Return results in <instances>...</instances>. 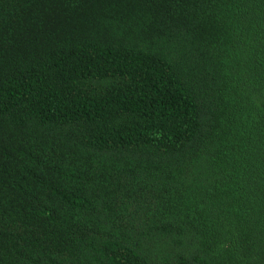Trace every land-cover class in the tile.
<instances>
[{"label": "trees", "instance_id": "1", "mask_svg": "<svg viewBox=\"0 0 264 264\" xmlns=\"http://www.w3.org/2000/svg\"><path fill=\"white\" fill-rule=\"evenodd\" d=\"M0 264H264V0H0Z\"/></svg>", "mask_w": 264, "mask_h": 264}]
</instances>
